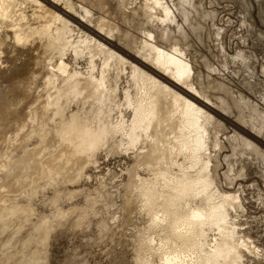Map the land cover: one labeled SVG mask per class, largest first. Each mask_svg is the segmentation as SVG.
<instances>
[{"label":"bare ground","instance_id":"1","mask_svg":"<svg viewBox=\"0 0 264 264\" xmlns=\"http://www.w3.org/2000/svg\"><path fill=\"white\" fill-rule=\"evenodd\" d=\"M192 12L198 13L195 0H0V168L12 174L9 179L0 173V188L7 189L0 192V264H47L51 231L75 212L61 208L73 192L60 187L77 184L75 161L87 160L72 154L87 152L100 136L105 145L96 153L98 165L106 152L105 158L131 159L118 186L121 212L145 218L136 232L137 264H231L232 249L240 253V264L264 259L263 249L245 233L243 199L237 211L228 200L241 196L240 189L226 190L222 181L231 186L243 177L235 164L247 151L261 157L264 143L259 145L257 133L264 129V115L254 108L260 115V126L251 124L255 133L235 121L232 136L225 133L226 116L216 109L225 102L218 99L215 107L204 82L195 83L185 49L174 42L175 33L190 26ZM139 14L159 32L144 29L138 37L125 29ZM159 38L174 44L164 47ZM69 133L72 144L63 142L62 134ZM146 135L163 144L158 155H151L158 146ZM223 135L232 154H225L221 177ZM133 139L139 143L129 149ZM108 173L109 168L107 177H116ZM185 184L195 194L181 195ZM46 188L52 190L51 216L33 221V198ZM145 197L150 205L142 211ZM85 199L89 205L75 225L89 216L93 198ZM194 213L204 219L192 220ZM156 216L163 223L154 225ZM190 224L199 225L192 235Z\"/></svg>","mask_w":264,"mask_h":264},{"label":"rangeland","instance_id":"2","mask_svg":"<svg viewBox=\"0 0 264 264\" xmlns=\"http://www.w3.org/2000/svg\"><path fill=\"white\" fill-rule=\"evenodd\" d=\"M195 1L198 13L192 12L189 17L190 26L185 25V32L182 35L176 32L174 42L178 40L180 46L185 49L187 60L193 65L195 83L204 82L205 91L215 107L220 105L218 99L225 102L223 109L216 107L226 116L221 121L227 128L225 133L229 137L232 136L234 126L236 127L234 121L254 132L251 124L260 126L258 124L260 115L254 112V108L255 110L257 108L259 114L264 115V0ZM137 16L129 19L128 24L123 25L124 28L138 37L142 36L144 29L154 33L159 32L151 24H146L142 14ZM157 41L167 48L174 44L173 40L167 42L159 38ZM116 43L121 45L119 41ZM220 84L225 87L222 89ZM263 131L264 129L260 134L257 133L259 145L264 143ZM222 142L225 148L220 154L223 163L219 170L221 177L227 170L224 157L232 154L231 144L225 135L222 136ZM261 149L264 152V147L261 146ZM239 159L235 169L243 168V177L231 186H227L222 177L223 187L231 191L240 189L248 213L247 218H243V223L247 222L244 226L245 233L264 251V226L261 224V220L264 219V206L261 204V196L264 194V187H262L264 160L249 151ZM114 161H119V164L113 170L116 177L112 180L110 176L107 177L106 169ZM130 162L131 159L127 156L104 158L103 162L99 160V170H86L87 175L94 174V179H81L77 184L60 187L67 188L66 192L71 191L74 196L61 200V208L63 210L74 208L76 213H71L62 220L63 223L60 221L56 229L51 231L50 239L44 248L45 252L43 251L47 264H111L112 261H118L119 264H137L136 232L145 226V218L135 213L121 212L123 189L118 186V182L126 178L121 169ZM113 190H115L114 193ZM41 194L34 197L32 201L37 212L32 217L33 221L43 216H51L52 208L50 209L47 198L52 195V190L46 188ZM86 196L93 198V204L90 203L88 208L89 216L83 219L85 222L81 221V225H75L81 210L89 205L85 202ZM105 204H108V207L104 206ZM109 205L115 206L109 207ZM116 213L120 216L119 231L110 224ZM103 220L105 224H108L104 230L101 229ZM28 227H25V230ZM248 260L250 261L248 264H264V259L260 262L251 258Z\"/></svg>","mask_w":264,"mask_h":264},{"label":"snow or ice","instance_id":"3","mask_svg":"<svg viewBox=\"0 0 264 264\" xmlns=\"http://www.w3.org/2000/svg\"><path fill=\"white\" fill-rule=\"evenodd\" d=\"M4 107V105H0V115H4L3 111H2V108ZM8 111H11V108H8ZM75 127V125H73V128ZM146 132L147 133H151L152 132V128L150 126H146ZM70 135L69 134H62L63 136V142L66 143V144H72L73 141L70 140L68 138V136ZM10 139V138H9ZM131 139V138H130ZM145 139L154 144V145H157V149H153L151 150V155L152 156H156L158 155V148H162L163 147V144L159 143L158 139H154L152 138L150 135H146L145 136ZM139 141L138 140H135L133 139V142L131 144L128 145V148L131 149L135 144H138ZM102 145H105V138L103 136H100V137H97L95 139H93L91 141V144H90V147L88 149L87 152H80V151H77L75 153H73V158L75 157H79V156H84L86 155L87 156V160L86 161H82V160H76V164H77V167L80 169L77 173H76V176L75 178L73 179V182L75 183L76 182V179H83V180H92L94 179V174L93 175H85L84 173V169H91L92 167H96L97 170H99L100 168V165H98L96 163L98 157L96 156V153L98 152L100 146ZM123 150V149H122ZM139 151V149H138ZM143 151L144 152H149L150 150L147 148V147H144L143 148ZM108 156V153H104L102 156L99 157L100 161L103 162L104 158ZM260 156L261 157H264V152L260 153ZM73 161L72 160H69V164H71ZM163 161H161L162 163ZM119 164V161H114L111 166L109 167V175L112 174L113 170L115 169V167ZM0 173H5L8 175V178L10 179L11 178V172L10 170L7 168V167H3V168H0ZM262 174H264V172H262ZM0 179H4V177H0ZM234 179V177H233ZM262 187H264V185H262ZM139 191V189H137ZM201 191H204L206 190L205 189H200ZM3 191H7V189L5 188H0V192H3ZM115 190H113V193H114ZM178 191H180V194L183 195V196H188V195H191V194H195V190L192 189L189 185L185 184L182 186V190L181 189H178ZM175 199V198H174ZM243 198L240 196L239 193H237L235 196L233 197H228V200L231 202V204L233 205L232 207V211H237V208H236V205H239L241 200ZM261 204L262 206H264V194H262L261 196ZM150 205V201L148 200L147 197L144 198V205L142 207V211L144 210V208H147L148 206ZM115 205H111L110 207H114ZM239 218V217H238ZM192 220H203L204 217L201 216L199 213H194L193 216L191 217ZM119 220H120V216L118 214H114L111 221H110V224L112 225V227L114 229H116L117 231H119ZM160 223H163V221L161 220L160 216H156L153 220V224L154 225H159ZM261 224L262 226H264V219L261 220ZM189 227L192 229V232L189 233V235H192L194 234L197 229L199 228V225L197 224H190ZM151 243H155L154 240L150 241ZM241 247H243V244H241ZM215 251V249H214ZM229 256H235L236 259L235 260H232L231 261V264H240V260H239V257H240V253L236 250V249H232L230 252H229ZM111 264H119L118 261H112ZM208 264H213L212 261H208Z\"/></svg>","mask_w":264,"mask_h":264}]
</instances>
